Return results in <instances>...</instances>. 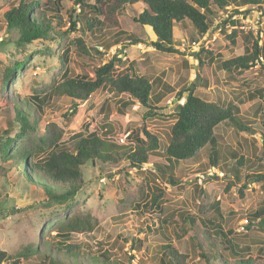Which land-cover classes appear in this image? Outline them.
Listing matches in <instances>:
<instances>
[{
    "label": "rangeland",
    "instance_id": "374dc122",
    "mask_svg": "<svg viewBox=\"0 0 264 264\" xmlns=\"http://www.w3.org/2000/svg\"><path fill=\"white\" fill-rule=\"evenodd\" d=\"M8 1L0 0V100L6 97L14 101L36 93L47 95L54 85L62 82L64 75L93 77L94 69L114 56L118 59L117 73L132 71L149 79L153 94L150 110L137 101L129 104L128 101H133L131 97L108 88L77 105L66 96H55L48 102L41 125L56 123L66 131L63 141L71 144V137L85 133L89 126L88 131H96L114 151V157L121 159L117 166L108 164L103 169L99 162L88 164L84 168L83 191L61 204L48 200L37 181L24 180L21 171L12 166V160L0 154V172L5 175L0 185V199L4 195L0 200V250L13 256L27 245L41 246L53 240L61 221L81 211L93 215L97 227L90 234L74 235L73 240L85 242L93 252L102 243V249H109L115 259L126 264H131L129 253L136 258V264H161L162 246L173 243L180 253L190 255L188 264H207L191 253L181 226L184 217L213 219V211L203 214L199 206L219 202L223 228L233 232L230 238L239 247H249L252 254L259 256L257 251L264 247V221L251 215L264 206L262 182L254 179V175L264 173V114L257 113L259 104L264 112V73L258 64L241 75L229 76L215 62L197 77L198 61L193 54L204 48L223 61L243 55L244 35L239 33L234 43L227 36L240 27L262 40L264 4L260 8L240 6L241 14L234 13L235 6L227 7L215 18L205 36L189 22L179 24L174 36L180 53L164 54L150 45L155 40L152 30L136 23L143 9L139 5L126 6L119 17L121 29L127 34L119 38V44H113L119 30L106 28L103 33H72L70 42H34L21 47L16 43L17 35L7 30L3 19V9L10 5ZM60 1L65 18L71 11H79L73 5L74 0ZM230 18L237 22L236 26ZM79 37L98 52L84 55L78 51L73 39ZM134 39L140 43L133 45ZM16 63L23 67L7 84L2 83L4 71ZM189 89L205 101L239 106V117L251 131H237L228 123L219 125L215 130V150L220 153L221 161H217L216 167L212 166L211 147L207 146L194 159L176 163L171 174L166 168L164 152L170 142L174 113L185 102ZM11 113L8 107L0 110V129L6 127ZM144 126L158 138L160 156L141 168H131L125 156L135 146L137 134L144 138L140 131ZM20 143L21 140H16L11 152ZM240 157L245 160L242 181L235 183L234 173L228 170ZM152 201L156 204L151 205ZM185 227H190L187 220ZM133 244L136 250H131Z\"/></svg>",
    "mask_w": 264,
    "mask_h": 264
},
{
    "label": "trees",
    "instance_id": "16d2710c",
    "mask_svg": "<svg viewBox=\"0 0 264 264\" xmlns=\"http://www.w3.org/2000/svg\"><path fill=\"white\" fill-rule=\"evenodd\" d=\"M74 6L79 11H71L67 18L62 15L63 4L60 0H10V5L3 9V19L9 32L17 35L16 43L25 47L34 42L65 43L70 42L72 33L86 35L87 32L103 33V29H117L113 44H119L122 35H127L120 26V16L126 6L139 5L143 9L136 18V23L152 30L155 40L150 45L160 53L179 54L177 40L174 36L175 27L184 22H189L202 36L209 33L211 24L227 7L235 6L234 13L240 6L260 8L264 0H74ZM261 5V6H260ZM247 14L251 12L246 11ZM243 15V14H242ZM231 18L229 19V21ZM233 25L236 21L231 20ZM233 30L227 36L231 42L240 34L244 35V54L233 59L223 61L210 50L202 48L194 53L198 61L197 77L205 72L215 62L220 69L232 74L241 75L251 68L261 65L264 73V37L261 40L253 32ZM129 37H132L130 34ZM133 45L139 44L137 39ZM76 48L84 55L92 51L98 52L93 47H88L83 37L73 39ZM195 42V41H193ZM117 56L111 61L94 69V76L64 75L62 82L54 85L47 95L40 93L32 97H18L10 101L6 97L0 100V110L6 107L12 109L6 127L0 129V154L12 160V166L21 171V176L27 182L37 181L42 187L45 197L50 201L67 203L81 193L86 186L84 168L88 164L100 163L102 169L108 164L113 167L119 164V159L114 157L111 150L101 136L89 132H80L71 137L73 144L65 143L63 138L65 129L56 123L41 125L45 106L55 96H66L72 99L73 105L89 100L92 94L102 89H110L119 95L132 98L141 107L150 110L153 83L136 72L117 73L115 64ZM23 67L16 63L12 68L4 71L2 83L7 84L15 72ZM236 71V72H235ZM180 97L184 92L179 93ZM76 107V106H75ZM155 110L157 108L153 107ZM263 106L258 105V114H264ZM74 112V111H73ZM263 112V113H262ZM240 108L234 103L208 102L195 95L189 89L186 100L177 106L174 113V124L171 126L170 142L164 152L168 165L166 168L173 173V168L180 161L194 159L199 152L211 147L210 161L216 167L221 159L220 153L215 150V130L223 123L232 125L237 131H251L239 117ZM144 138L137 134L136 143L127 151L125 159L131 168H141L155 157L160 156L158 138L141 128ZM21 140L18 148L11 152V147ZM264 140V137H263ZM117 156V155H116ZM237 155L234 154V157ZM221 161V160H220ZM244 158L240 157L235 165L228 171L234 173L235 183L242 181ZM5 175L0 172V185ZM171 179H173L171 177ZM254 179L262 182L264 189V173L254 175ZM4 189V188H3ZM159 191L158 188H156ZM240 194L242 190L239 189ZM4 196V195H3ZM2 196V200L3 197ZM0 199V200H1ZM152 204H156L152 201ZM203 214L213 211V219L206 220L198 216L184 217L181 226L183 236L187 237L191 246V253L207 264H264V247L262 246L255 256L249 247H239L231 230L223 228L222 211L220 203L215 202L209 206L200 205ZM253 219L262 218L264 221V206L253 215ZM186 220L190 227H185ZM97 227V219L90 213L78 211L66 217L57 227L53 240L45 241L43 245H27L11 256L0 250V264H126L115 259L109 249H102L103 244L98 243L97 251H92L85 242H74V235L92 233ZM177 237L180 238V235ZM53 241V242H51ZM88 242V241H86ZM104 247V246H103ZM133 244L131 250H136ZM161 264H188L190 255L180 253L173 243L162 246ZM134 255L128 254V262Z\"/></svg>",
    "mask_w": 264,
    "mask_h": 264
},
{
    "label": "built area",
    "instance_id": "2783aa9c",
    "mask_svg": "<svg viewBox=\"0 0 264 264\" xmlns=\"http://www.w3.org/2000/svg\"><path fill=\"white\" fill-rule=\"evenodd\" d=\"M131 264H136V258L135 257L132 259Z\"/></svg>",
    "mask_w": 264,
    "mask_h": 264
}]
</instances>
